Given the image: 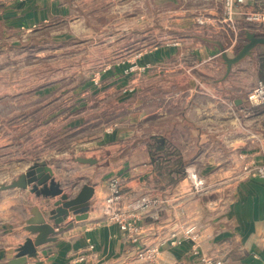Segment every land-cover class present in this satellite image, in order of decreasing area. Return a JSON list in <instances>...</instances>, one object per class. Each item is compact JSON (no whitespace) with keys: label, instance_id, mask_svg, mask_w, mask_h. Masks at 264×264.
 <instances>
[{"label":"crops","instance_id":"crops-1","mask_svg":"<svg viewBox=\"0 0 264 264\" xmlns=\"http://www.w3.org/2000/svg\"><path fill=\"white\" fill-rule=\"evenodd\" d=\"M160 1L7 0L0 4L3 23L18 30L57 25L72 38L86 32L93 47L103 48L104 60H120V66L107 73L110 84L132 87L116 105L121 124L135 129L134 146L130 136L103 138L94 148L108 150L104 165L75 161H98L92 152L74 155L72 175L57 164L39 160L47 163L67 195L75 196L83 185L93 187V195L87 217L76 221L70 214L63 225L72 222L73 226L59 233L55 243L37 247V258L26 264H132L134 247L100 212L113 179L120 184L117 209L126 210L142 197L152 203L141 216L144 245L154 244L181 226L196 224L206 237L200 243L201 253L220 258L224 264H260L264 259V178L245 177L242 172L247 162L264 166V104L246 100L260 79L258 51L232 67L224 78L220 49L231 57L232 35L211 24L196 25L200 12L209 20L220 18L222 8L217 3L221 0H200L198 11L174 10L164 25ZM237 22L239 36L260 31L240 17ZM199 29L203 35H198ZM260 32L264 34V29ZM130 64L148 68L130 73ZM83 114L73 123V133L81 137H74L73 144L79 146L91 144L95 132L90 128L106 125L100 118L92 121ZM84 130H89L86 138ZM66 156L57 151L52 159ZM190 176L202 185L194 187ZM57 199L36 197L29 188L0 191V264H5L8 250L34 237L25 230L30 210L48 212ZM89 245L92 251H87ZM191 248L189 241L163 248L159 264H199ZM82 253L89 256L76 261Z\"/></svg>","mask_w":264,"mask_h":264},{"label":"rangeland","instance_id":"rangeland-1","mask_svg":"<svg viewBox=\"0 0 264 264\" xmlns=\"http://www.w3.org/2000/svg\"><path fill=\"white\" fill-rule=\"evenodd\" d=\"M3 2L7 0H0V4ZM202 3L200 0H161L160 22L167 23L174 10L198 11ZM217 5L222 8V1ZM2 12L0 5V184L10 183L27 166L43 159L72 175V157L92 152L102 167L108 150L94 146L103 138L130 136L134 146L135 129L130 125L126 129L121 124L122 114L116 105L120 96H126L128 90L132 92V87L119 85L117 88L106 77L112 67L120 66V60H104L103 48L93 47L94 42L87 41L84 31L73 38L57 25L35 26L25 32L5 25ZM196 17L204 16L200 12ZM202 31L199 29L198 35H203ZM180 35L175 34V38ZM244 43L237 42L230 49V55ZM79 113L92 121L96 118L106 121L101 128L89 129L95 132L90 145L73 144L74 137L81 138L73 133V123ZM131 118L135 119L134 113ZM89 130H84L85 138ZM82 148L90 150L81 151ZM57 151H64L67 156L54 162L52 158ZM111 151L118 153V149Z\"/></svg>","mask_w":264,"mask_h":264},{"label":"built area","instance_id":"built-area-1","mask_svg":"<svg viewBox=\"0 0 264 264\" xmlns=\"http://www.w3.org/2000/svg\"><path fill=\"white\" fill-rule=\"evenodd\" d=\"M222 11L221 17L209 20L206 17L197 19L196 23L200 26L211 24L219 30L230 33L233 37L231 47L235 46L239 38L241 29L238 26L237 17H240L245 24L255 26L261 31L264 29V2L257 6L248 5L249 2L257 0H221ZM210 21V22H209ZM177 45V43H172ZM130 72L147 69L148 66L137 68L135 64H131ZM131 91V90H130ZM246 100L252 105L264 104V81L257 80L254 87L247 92ZM242 158L243 155H240ZM245 177H261L264 178V166H256L251 162H247L242 167ZM193 180L194 187H200L201 181H194L195 176H190ZM121 198L120 184L116 179L109 181L108 194L100 203V212L102 218L109 223H113L118 227L121 234L134 247L132 264H159V256L163 248H173L180 246L184 241L192 243L191 253L195 256L199 264H224L220 258L207 256L200 251V243L206 239L200 227L196 224H187L181 226L178 230L171 231L160 237L152 245H144L142 243L143 226L141 224V216L147 211L152 204L147 197H142L133 204L129 205L126 210L116 208ZM157 219V215H153ZM93 246L89 245L87 251H92ZM89 253H82L76 261H84ZM260 264H264V259Z\"/></svg>","mask_w":264,"mask_h":264},{"label":"water","instance_id":"water-1","mask_svg":"<svg viewBox=\"0 0 264 264\" xmlns=\"http://www.w3.org/2000/svg\"><path fill=\"white\" fill-rule=\"evenodd\" d=\"M245 43L240 46L233 56H228L226 51L220 49V57L223 60L226 78L232 67L246 58H250L258 47H264V37L253 32H245ZM239 102L236 101L237 105ZM77 163L95 165L96 160L92 158H77ZM36 197L43 199H58L53 204V209L48 212H39L37 208L30 210V217L25 221V230L33 235L32 239L25 241L14 250H8L5 264H26L28 259L37 258V247L47 243H55L57 235L71 228L73 223L63 225L65 219L72 214L76 221L84 220L89 210V202L93 195V187L83 185L75 196L67 195L60 184L57 183L45 161L34 162L28 166L22 174L11 180L8 184H0L1 190H25ZM51 223V225L49 224Z\"/></svg>","mask_w":264,"mask_h":264},{"label":"trees","instance_id":"trees-1","mask_svg":"<svg viewBox=\"0 0 264 264\" xmlns=\"http://www.w3.org/2000/svg\"><path fill=\"white\" fill-rule=\"evenodd\" d=\"M258 35V34H257ZM258 36L264 37V34H259ZM240 41L245 42L244 35L240 34L239 38ZM257 61H258V74H259V80L264 81V47H258L257 48Z\"/></svg>","mask_w":264,"mask_h":264}]
</instances>
